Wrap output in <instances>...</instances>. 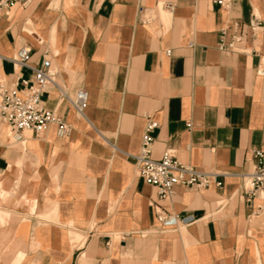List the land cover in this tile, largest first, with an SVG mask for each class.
I'll use <instances>...</instances> for the list:
<instances>
[{
	"label": "crops",
	"instance_id": "0c3cea01",
	"mask_svg": "<svg viewBox=\"0 0 264 264\" xmlns=\"http://www.w3.org/2000/svg\"><path fill=\"white\" fill-rule=\"evenodd\" d=\"M256 18L257 25L252 21ZM235 41L233 47L230 43ZM31 47L58 81L89 92L83 114L49 87L42 103L70 126L14 132L0 120V264H264V212L242 174L264 151V0H27L0 11V81L24 90ZM167 151L221 186L139 175L147 116ZM184 222L158 226L157 209Z\"/></svg>",
	"mask_w": 264,
	"mask_h": 264
},
{
	"label": "built area",
	"instance_id": "2783aa9c",
	"mask_svg": "<svg viewBox=\"0 0 264 264\" xmlns=\"http://www.w3.org/2000/svg\"><path fill=\"white\" fill-rule=\"evenodd\" d=\"M27 0H0V11L3 7H11L16 4H25ZM222 8L231 7L234 0H215ZM252 25H257L256 18ZM235 39L230 47L235 44ZM31 47L21 46L12 57L14 65L30 68L33 71L31 80L22 79L24 90L17 85L7 86L0 81V120L8 124L16 133L24 130H33L39 133L45 132L51 124L56 123L61 134L70 131L68 123L54 110L47 109L42 103V95L53 87L58 91L61 101L70 102L76 110L83 114L88 105L89 92L86 88H80L73 94L66 86L58 81L59 70L54 66L49 57H45L39 67H34L30 62ZM258 73L264 75V65L259 66ZM158 126V121L151 115L147 116L145 133L142 137L141 147L138 153L132 154L138 167L139 175L158 190L160 199H170L173 195V186L176 184L198 189L221 186L222 181L219 171L198 170L183 162L171 151H167L163 157L155 158L152 153L154 142L153 131ZM253 157L256 159L254 169L242 174L244 198L255 204L254 212H264V151L255 149ZM158 226L162 230L174 229L184 222L176 213L157 209Z\"/></svg>",
	"mask_w": 264,
	"mask_h": 264
}]
</instances>
